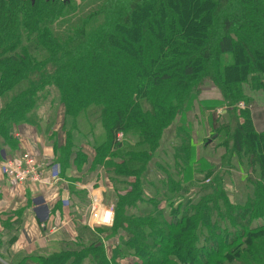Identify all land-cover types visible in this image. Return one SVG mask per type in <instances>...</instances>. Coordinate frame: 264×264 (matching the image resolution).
Returning <instances> with one entry per match:
<instances>
[{"label": "trees", "instance_id": "obj_1", "mask_svg": "<svg viewBox=\"0 0 264 264\" xmlns=\"http://www.w3.org/2000/svg\"><path fill=\"white\" fill-rule=\"evenodd\" d=\"M247 92L264 100V0H0V146L48 102L66 127L61 138L46 122L59 171L83 165L84 148L125 191L103 230L110 248L97 229L10 264H264V131ZM201 108H223L207 125L222 141L189 175L196 133L181 118ZM246 163L254 179L233 172Z\"/></svg>", "mask_w": 264, "mask_h": 264}, {"label": "crops", "instance_id": "obj_2", "mask_svg": "<svg viewBox=\"0 0 264 264\" xmlns=\"http://www.w3.org/2000/svg\"><path fill=\"white\" fill-rule=\"evenodd\" d=\"M42 138L31 126L14 125L11 144L0 146V161L4 156L17 158L29 153L36 157L42 148L52 150ZM82 152L87 155L86 162L80 166L70 163L55 179L51 167H45L41 185L18 186L0 174V257L5 261L10 263L17 255L29 256L48 246L71 243L76 232L71 235L70 231L74 232L76 227L84 230L80 216L79 219L73 216L74 206L85 208L88 205V192L84 187H100L107 191L110 185L101 167H89L91 151L83 148ZM79 193L85 196L86 205L77 203L75 196ZM10 236L14 238L8 242Z\"/></svg>", "mask_w": 264, "mask_h": 264}, {"label": "rangeland", "instance_id": "obj_3", "mask_svg": "<svg viewBox=\"0 0 264 264\" xmlns=\"http://www.w3.org/2000/svg\"><path fill=\"white\" fill-rule=\"evenodd\" d=\"M247 94L252 96L251 98L253 100L249 107L251 111V117L253 119L254 128L257 132H262L264 131V100L260 98L261 95L251 94L249 92H247ZM217 95L218 94L215 91L209 92L208 94L202 95L201 99L215 100L219 98V96ZM243 107H244L243 103H240L237 105L238 109H242ZM214 109L215 108L204 110L203 108H201L200 111H197V110L189 111L185 116L183 115L184 118L183 117L181 118V122H182L181 125H184V127H187L190 131H193L196 133L197 144L193 148V151H192V161H191V167L189 169V175L193 174L194 172H201L209 168V164L207 161H210L214 155H218L220 152V149L216 148V146L222 141V133H219L218 135L216 134L215 136V134H213L214 133L213 127H215V125L216 127L221 126V123L219 122V117H221V115H223L224 113H222L223 108H220V109L217 108L215 110ZM213 112L215 113L217 112L216 114H214L216 120H218L216 124H211V119L214 118ZM31 113H33V118H32L33 123H25L21 125H28V126L35 128L37 136L39 135L43 136V138L41 139L42 142L44 143V140H45L47 144L49 145L48 147L52 148L51 155H49L47 161L50 162V164L52 165V167L50 168L51 172L56 173L57 164L55 162V156H56V153L58 154V151H57L58 149L54 145L53 146L51 145L52 142L49 139L51 130L47 129L46 122L49 121V123H54V125L56 123V125L59 126L58 128H56L58 129L57 133L58 134L60 133L61 134L60 137L62 138L63 132L66 131L65 125L64 126L62 125L63 117L62 115L58 116L57 111L55 114L51 113L49 111L48 102H43V103L38 104L35 108L31 110ZM230 118L231 117H228L227 120L230 121L231 120ZM65 121L69 122V118L66 119ZM225 121H226V116H225ZM78 124H79V128H78L79 132L84 135L88 131V125L86 121H84L83 119H79ZM210 124L213 125V127L210 128V131H208L207 125L210 126ZM177 125L178 123L175 122L172 126L165 129L163 136H162V142H161L162 148L167 146L171 142V140H173L174 133H175V127ZM181 125H178V126H181ZM56 129L52 131L56 133ZM44 137H46L47 140ZM76 137L77 139L80 138V136H76ZM123 137L126 138L127 136L126 135L119 136V138L121 139ZM213 137L215 138L213 139ZM207 143L211 144V146H208L209 144L207 145ZM6 144L8 143H5V145ZM240 166L241 168L238 167L237 165L236 171H233L235 172V175L237 177H239L238 171L240 169H243L245 177L250 174L252 178L254 179L247 163L246 165L241 164ZM59 167H61V165H59ZM82 167H85V166H82ZM53 168L54 170H52ZM101 168L103 169L102 166ZM249 187L250 185L248 186V188ZM228 188L230 190L229 185H228ZM84 189L88 192L87 193L88 194V198H87L88 205L82 210L83 212L81 215H83V220H81L80 225L85 231L77 227L73 229L74 232H72L71 230L70 231L71 235H74L76 232V236L74 237V241L72 242L78 241L79 240L78 237L81 235L84 239L83 243H87L89 239L88 234L97 229L101 230L103 233L100 235L101 238L104 239L105 237H108V233L105 234L103 230L106 231L107 229H110L113 224V220L115 216V207H116V204H115L116 196L118 194L125 193V191H123L122 193L114 194V192H112L111 189L106 191L100 187L95 188V189L92 187L90 188L84 187ZM94 204H96V209L93 208ZM68 232H69V229H68ZM103 239H101V241H103ZM103 243H104V246H108V248H110L109 246L110 244L106 243V238H105V242L103 241ZM131 262L132 260H126V261L124 260L122 264H131ZM0 264H10V263L0 257ZM27 264H38V263L36 262V260L33 259V261L27 262Z\"/></svg>", "mask_w": 264, "mask_h": 264}, {"label": "built area", "instance_id": "obj_4", "mask_svg": "<svg viewBox=\"0 0 264 264\" xmlns=\"http://www.w3.org/2000/svg\"><path fill=\"white\" fill-rule=\"evenodd\" d=\"M51 152V149L44 148L36 157L29 153L17 158L3 157L0 161V174L18 186L41 185L43 169L52 167L47 161ZM58 172L59 168L56 166V173L51 172L52 178L55 179ZM93 208L96 209V204Z\"/></svg>", "mask_w": 264, "mask_h": 264}, {"label": "water", "instance_id": "obj_5", "mask_svg": "<svg viewBox=\"0 0 264 264\" xmlns=\"http://www.w3.org/2000/svg\"><path fill=\"white\" fill-rule=\"evenodd\" d=\"M31 1H33V0H31Z\"/></svg>", "mask_w": 264, "mask_h": 264}]
</instances>
